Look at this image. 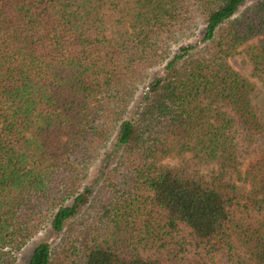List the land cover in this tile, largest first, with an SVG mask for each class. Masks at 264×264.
Listing matches in <instances>:
<instances>
[{
  "label": "trees",
  "instance_id": "obj_1",
  "mask_svg": "<svg viewBox=\"0 0 264 264\" xmlns=\"http://www.w3.org/2000/svg\"><path fill=\"white\" fill-rule=\"evenodd\" d=\"M240 52L264 81V0H0V264L48 226L28 264H264V101ZM186 153L212 173L167 162Z\"/></svg>",
  "mask_w": 264,
  "mask_h": 264
},
{
  "label": "rangeland",
  "instance_id": "obj_2",
  "mask_svg": "<svg viewBox=\"0 0 264 264\" xmlns=\"http://www.w3.org/2000/svg\"><path fill=\"white\" fill-rule=\"evenodd\" d=\"M203 39V29H200L196 36L193 38L185 40L184 44H198L201 43ZM178 49V46L174 47V51ZM230 62L232 65L238 69L241 73H243L246 77L251 78L254 80L258 86H259V101H264V81L259 79L253 74V65L250 62V60L246 57V55L243 52H240L230 58ZM164 70L163 66H158L156 68H153L149 72V76L142 84L136 94V97L134 101L132 102L130 106V116H136L141 109V106L144 101L145 93L147 92L150 83L160 74H162ZM115 139V137H114ZM113 139V140H114ZM114 142V141H112ZM111 146H113V143H111ZM113 150L111 147L105 149L103 154L100 156V158L93 164L91 168V172L89 175V178L87 180L88 184H92L93 186L97 187L101 180L103 175V167H106V164L110 167L113 165L116 158H113ZM112 157V158H111ZM167 162L172 165L177 166H183L188 167L190 169L199 170L200 172L204 174L212 173L213 171V165L210 163H204L200 161L199 159L195 158L190 153H186L183 156L174 155L171 158L167 159ZM60 238V235L53 231L50 226L46 227L42 232H40L36 237H34L20 252L17 253L18 256V262L17 264H28L31 255L35 249V247L42 242L43 240H49L52 243H56Z\"/></svg>",
  "mask_w": 264,
  "mask_h": 264
}]
</instances>
